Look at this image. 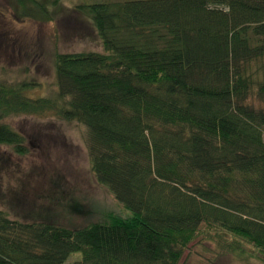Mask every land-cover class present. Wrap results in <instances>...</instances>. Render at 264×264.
Masks as SVG:
<instances>
[{"label":"trees","instance_id":"obj_1","mask_svg":"<svg viewBox=\"0 0 264 264\" xmlns=\"http://www.w3.org/2000/svg\"><path fill=\"white\" fill-rule=\"evenodd\" d=\"M78 9L104 53L55 55L54 99L0 82V146L26 152L6 118L82 125L91 172L123 213L74 231L2 208L0 264H64L73 253L77 264H183L202 227L228 254L245 244L264 258V0Z\"/></svg>","mask_w":264,"mask_h":264},{"label":"rangeland","instance_id":"obj_2","mask_svg":"<svg viewBox=\"0 0 264 264\" xmlns=\"http://www.w3.org/2000/svg\"><path fill=\"white\" fill-rule=\"evenodd\" d=\"M33 1L35 5L27 2L18 8L14 0H0V82L34 85L25 91L29 99H54L55 55L104 53L93 25L78 7L133 0ZM250 102L255 103L254 98ZM1 123L25 139L21 156L0 146V209L11 219L75 231L102 220L105 213H123L91 172L82 125L30 116ZM262 134L264 139V128ZM242 249L239 256L228 254L217 244L215 232L202 227L183 264H264L251 247L244 244ZM80 261V253H73L64 264Z\"/></svg>","mask_w":264,"mask_h":264}]
</instances>
